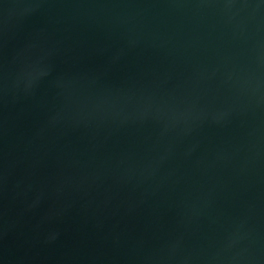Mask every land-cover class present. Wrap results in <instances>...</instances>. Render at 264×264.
<instances>
[{"label":"water","instance_id":"water-1","mask_svg":"<svg viewBox=\"0 0 264 264\" xmlns=\"http://www.w3.org/2000/svg\"><path fill=\"white\" fill-rule=\"evenodd\" d=\"M0 264H264V0H0Z\"/></svg>","mask_w":264,"mask_h":264}]
</instances>
